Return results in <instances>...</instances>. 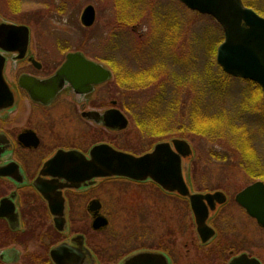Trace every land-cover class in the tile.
<instances>
[{
  "label": "rangeland",
  "instance_id": "rangeland-1",
  "mask_svg": "<svg viewBox=\"0 0 264 264\" xmlns=\"http://www.w3.org/2000/svg\"><path fill=\"white\" fill-rule=\"evenodd\" d=\"M245 2L264 17V0ZM88 6L95 9L90 27L82 23ZM0 21L29 27L32 49L40 58L62 60L68 52L83 51L111 65L118 81L127 78L124 95L120 82L113 92L120 105L129 107L131 134L123 145L143 153L157 141L186 140L194 151L186 169L193 190H222L232 200L215 221L223 243L243 234L248 237L243 247L264 255V228L235 201L248 185L264 182V98L217 65L212 51L224 34L211 16L191 11L178 0H0ZM199 114L208 121L197 122ZM5 189L0 183V196ZM99 195L113 201L115 235H98L103 249L111 241L117 247L113 254L122 253L127 238L137 245L131 235L141 231V217L155 233L159 217L164 226L171 212L178 226L172 240L165 238L168 247L180 253L196 247L192 214L189 210L186 232L187 210L181 198L166 197L153 184L131 182H116ZM21 237L14 235L9 243L14 241L21 250L19 264H26L25 256L40 253L41 247Z\"/></svg>",
  "mask_w": 264,
  "mask_h": 264
},
{
  "label": "flooded vegetation",
  "instance_id": "flooded-vegetation-1",
  "mask_svg": "<svg viewBox=\"0 0 264 264\" xmlns=\"http://www.w3.org/2000/svg\"><path fill=\"white\" fill-rule=\"evenodd\" d=\"M77 52L108 70L110 78L96 83L89 79L90 73L82 72V77L77 80L76 76L75 80L65 77L57 91L51 93V89L45 90L48 88L47 81L57 75L67 61V55L72 52L66 53L62 60L54 56L40 58L32 49L31 34L24 56H20V51L0 47L4 58L3 77L12 94V103L0 106V183L8 189L0 196V205L3 199L8 198L7 203L12 204L13 213L18 218L13 229L7 218L0 217L1 230H5L0 240V256L10 252L7 259L0 257V264L21 262V250L9 240L14 235L27 238L29 228L28 241L38 243L41 251L26 255V264H56L51 253L60 246H64L69 255L65 264H126L135 256L150 257L149 264H161L157 258H161L164 264H264V255L254 248L243 247L247 236L237 233L233 240L228 237L223 243L215 221L232 200L222 190L218 191L223 192L227 200L216 204L214 210L207 206V226L214 234L203 241L188 197L169 192L151 179L137 181L124 176H97V157L108 156L109 149L141 157L165 142L175 150L173 140L178 138L157 141L143 153L124 146L131 134L129 107L120 105L113 92H117L120 82L124 95V84L128 83V79L125 78L126 82L123 78L118 81L120 78L111 65L87 56L83 51ZM8 65L10 79L6 75ZM124 70L129 73L128 68ZM125 77L128 75L125 74ZM22 79L26 83L28 81L29 88ZM37 84H42L44 88L36 87ZM118 122L127 124L124 128L113 126ZM189 161L182 158L188 189L192 194L210 193L193 190L186 174ZM116 182L153 184L166 197L181 198L187 210L186 232H189V210L192 214L196 231V240L192 244L196 247L193 250L188 248L186 253L168 247L165 238L172 240L177 233L178 225L173 212L164 226L159 217L155 233L150 232L141 217V231L131 235L137 245L133 246L128 243V238L125 239L127 248L122 253L113 254L117 247L111 241L105 245L106 248L100 247L104 244L99 243L98 235L112 231L108 236L111 238L115 231L110 215L113 201L102 198L99 193L107 187L112 188ZM250 217L258 224L255 218Z\"/></svg>",
  "mask_w": 264,
  "mask_h": 264
},
{
  "label": "water",
  "instance_id": "water-1",
  "mask_svg": "<svg viewBox=\"0 0 264 264\" xmlns=\"http://www.w3.org/2000/svg\"><path fill=\"white\" fill-rule=\"evenodd\" d=\"M179 1L191 11L211 16L218 22L223 29L224 40L217 48V64L227 75L259 85L264 98V17L252 8L246 7L242 0ZM94 22L95 9L93 6H88L82 15V23L90 27ZM29 41L30 30L27 26L0 21L1 48L20 51V56H24ZM3 67L4 58L0 54V106L12 103V94L3 77ZM82 72L90 73L89 79L96 83L105 81L111 76L108 70L100 64L86 60L81 53H70L57 75L47 81L48 88L45 90L51 89V93H54L65 77L75 80L76 76L77 80L82 77L80 76ZM22 81L26 83L25 79ZM26 84L25 86L29 88L28 81ZM36 87L44 88L42 84H37ZM126 124V122L123 124L118 122L113 126L124 128ZM173 145L175 150L168 142L158 144L152 152L141 157L109 149L108 156L97 157L95 163L97 176H124L137 181L151 179L169 192H177L180 196L188 197L196 216L198 232L203 241H207L214 234L207 226L209 213L207 206L214 210L216 204H223L227 200V196L221 191L192 194L186 184L182 168V158L191 160L194 157L192 147L184 139L173 140ZM235 199L259 225L264 227L263 182L257 181L247 186L236 195ZM8 201V198L1 201L0 217L7 218L15 229L18 218L13 213L14 207L8 204ZM7 253L10 252H4L0 257L7 259ZM51 255L56 264L67 263L65 258L69 256L64 246L55 248ZM150 259V257L135 256L126 264H149ZM240 259L241 257L237 261ZM156 260L161 264L165 263L161 258Z\"/></svg>",
  "mask_w": 264,
  "mask_h": 264
},
{
  "label": "trees",
  "instance_id": "trees-1",
  "mask_svg": "<svg viewBox=\"0 0 264 264\" xmlns=\"http://www.w3.org/2000/svg\"><path fill=\"white\" fill-rule=\"evenodd\" d=\"M217 47H218V45L215 46V47L213 48V51H212V52H213V53H212L213 56L216 55ZM223 74H225V73H223ZM225 75H226V74H225ZM226 76H228V75H226ZM247 84H248V87H249V88L254 89V90H255V89L258 90V95H259V96H260V94H262L261 88H260L257 84L252 83V82H250V81H248ZM199 115H200V117L197 118L198 121L195 119L197 122H199L200 120H201L202 122H203V121H204V122H207V121H208V118H209L208 116H206V115H202V114H199ZM194 133H195V132H194ZM218 133H219V132H218ZM242 134H243V133H242ZM244 134H245V133H244ZM1 229H2V228H1V226H0V240L3 239V237H4V236H3V232L5 231V230L2 231Z\"/></svg>",
  "mask_w": 264,
  "mask_h": 264
}]
</instances>
